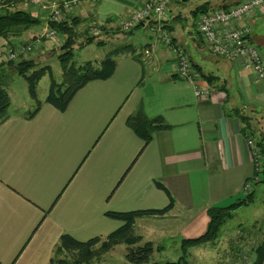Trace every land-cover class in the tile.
<instances>
[{"label": "crops", "instance_id": "crops-1", "mask_svg": "<svg viewBox=\"0 0 264 264\" xmlns=\"http://www.w3.org/2000/svg\"><path fill=\"white\" fill-rule=\"evenodd\" d=\"M187 1L175 2L167 19L173 38L191 54L198 85L209 92L206 98L198 97L195 86L179 77L174 54L160 33L151 30L156 24L152 19L140 26L151 35L117 55L113 75L88 82L65 111L44 102L33 117L14 113L0 123V264H52L64 235L88 241L104 239L120 228L123 222L109 212L167 207L170 197L157 182L168 189L175 205L164 215L138 218L135 229L178 238L181 245L182 239L206 232L211 207L229 206L249 192L254 200L261 179L254 181L256 166L247 133L256 132L264 146V81L238 61L211 51L197 32L199 16L187 26ZM144 2L81 0L68 17L80 21V36L86 37L94 22L104 27L105 43L114 42L122 36V20ZM17 5L38 17L45 11L22 0ZM5 8L0 0V12ZM41 24L40 30L32 27L11 41L0 37V61L8 60L11 47L46 31L47 20ZM244 24L252 27L251 39L264 52V12ZM63 42V36L45 39L38 59L49 60ZM237 109L250 118L247 132L248 123L236 115ZM140 110L150 118L162 117L170 126L156 131L149 144L127 124ZM263 212L257 222L264 220ZM146 241L156 246V240ZM219 244L191 248L205 253Z\"/></svg>", "mask_w": 264, "mask_h": 264}, {"label": "trees", "instance_id": "trees-1", "mask_svg": "<svg viewBox=\"0 0 264 264\" xmlns=\"http://www.w3.org/2000/svg\"><path fill=\"white\" fill-rule=\"evenodd\" d=\"M3 1L6 2L7 8H5L4 12H0V37L7 38L9 41H11V37L20 36L36 24L41 23L40 17L35 16L29 10L19 8L15 10L12 9L11 4H17L19 0ZM242 1L243 0L222 4L214 8L208 7V2H205L192 10V13L193 16L198 17L201 13L206 12L207 10L222 7L228 9ZM79 22L80 21L78 18L74 17L69 19L67 16L61 22H49L48 24L51 28L56 29L64 38V42L61 47H56V49H60V52L56 53L58 54V58L62 62L64 68L65 78L62 83H58L54 79L50 65L47 64L40 66V62L33 58H27L21 55L19 57L20 59H8L0 61V123L11 115V113H9L11 97L6 86L14 73H18L19 75H22L26 78L30 96L35 102L34 110L26 113L27 117L29 118L37 114L44 102L53 104L60 111H65L74 98L75 94L88 82L95 79H107L113 75L117 66L116 56L124 52L127 48L131 47V45L121 46L113 49L112 52H110L100 62L99 65H96L91 60L78 65L76 61H74V45L77 42L76 38L79 35V32L77 31ZM170 22L171 21L168 19L165 20L163 22V27L171 33L173 31V26L170 24ZM86 35V43L95 42L97 39L94 36L88 34ZM173 39L176 42V39ZM96 41L98 44L105 43L103 40ZM48 72H50L52 81L49 92L43 101L39 98L38 84ZM207 78L209 81L213 80L210 75H208ZM236 113V115H238V117L244 123H248L244 128V131L247 132L250 127L249 116L242 113L240 109H237ZM127 124L137 133V135H139V137L145 141L146 144L151 142L156 131L170 127L168 124H166L162 117L158 116L150 118L141 110L132 114L128 118ZM247 134L257 139V143L264 155L262 139L260 137L258 138V136L256 137V132L248 131ZM260 182H264V172L263 179ZM157 184L159 187L167 191L170 197V204L167 207L156 210L109 212L107 215L123 222V225L120 228L107 235L104 239L101 237H95L88 241H79L70 235H64L55 250V256L53 257L52 264H92L96 258L100 257L101 251H108L119 244H127L129 246L126 253V258L130 263H151V258L155 249L160 250L163 247L155 246L153 241H146L142 244H139L143 240V237L135 233V223L140 217L164 215L175 205V198L170 194L168 189L160 182H157ZM252 201L253 192H249L246 197L230 204L229 206L211 207L208 210L210 221L208 223L206 232L196 238L182 239V253L177 260L166 261L165 263L154 261L151 264H192L189 259L191 255L190 248L206 243L217 242L218 238L221 236L224 225L234 217V212L239 207L249 205ZM258 223H261V221H258L254 225H257ZM99 243L100 246L96 248ZM256 253L257 259L254 264H264V241L256 247Z\"/></svg>", "mask_w": 264, "mask_h": 264}, {"label": "rangeland", "instance_id": "rangeland-1", "mask_svg": "<svg viewBox=\"0 0 264 264\" xmlns=\"http://www.w3.org/2000/svg\"><path fill=\"white\" fill-rule=\"evenodd\" d=\"M43 1L47 2L46 0ZM238 1L240 0H188L184 4L183 9L189 21L187 26L191 25L190 22L194 20L192 10H194L197 6L205 2H208V7L214 8L222 4H228L231 2ZM17 8H19L18 5L12 7V9L14 10ZM43 10L45 11H41L40 14L41 23H44L49 15L48 10ZM41 23L36 24L33 27L37 30H40L43 26V24ZM118 33L122 34V36L118 40H114V42H107L104 44H98L96 40H101L102 36L105 33L102 36L97 37L95 42L92 43H86V37L83 35L80 36V34L79 37L82 38V42L77 38L78 42L76 45H74V61H76V63L80 65L91 59V61L93 60L96 65H99L97 61H101V59H104L110 52H112L113 49L130 44L140 46V43L143 42V39L146 38L147 35H151V33H149L146 29L142 27H139L138 30H134V33H125L121 30H119ZM140 33H143L145 35H140ZM102 40L104 41L105 39ZM41 46H37V48L34 49L31 54H26L27 58H33L35 60H38L40 62V66L47 64L50 65L54 79L58 83H62L65 78V74L62 62L58 58V54L54 51L51 52V57L49 58V60H47L46 57L38 59L37 52L39 51ZM131 49L132 46L127 48L126 50L130 51ZM167 50L171 53V50ZM51 81L52 77L50 75V72H48L39 82L38 93L40 99H44L48 94ZM8 82L9 83L7 84L6 88L11 97V106L9 108V113H28L34 110L35 102L30 96L28 90V82L26 78L22 75H19L18 73H14ZM254 195L255 197L251 204L239 207L234 212V217L224 225L221 232V236L217 240L221 241V244H219L220 246L217 247L216 250L212 249V247L209 246L205 250V254L200 251H197V249H195L194 251V249L190 248L191 255L189 259L192 264L255 263L257 259L256 247L264 241V221H261V223L254 225L257 223L259 214L261 215V212L264 210V206L262 204V199L264 198V182L259 183L257 185ZM239 229H241L242 233L241 231H239L240 233L238 234L237 232ZM135 233L144 235V240L140 242V244H142L145 240H156V246L163 247L160 250L155 249L151 258V263L154 261H159L162 263H165L166 261H175L180 257L182 253L181 241L178 242V238H173L171 236H149L146 232H143V230L138 227H136ZM235 233L237 234L234 237H230L232 234L234 235ZM99 246L100 243L96 246V248H98ZM128 248L129 246L127 244H119L115 246L114 249L111 248L108 251H101L100 257L96 258L92 262V264H136L130 263L127 260L126 253ZM202 254H204L206 257H202Z\"/></svg>", "mask_w": 264, "mask_h": 264}, {"label": "built area", "instance_id": "built-area-1", "mask_svg": "<svg viewBox=\"0 0 264 264\" xmlns=\"http://www.w3.org/2000/svg\"><path fill=\"white\" fill-rule=\"evenodd\" d=\"M25 4L33 3L49 11L47 22H61L78 7L81 0H62L60 2H44L43 0H22ZM182 0H145L144 4L134 10L130 16L122 20L121 31L129 32L141 25H148L152 19L156 24L151 27L153 32L160 33L162 43L171 50L175 56L176 72L195 86L198 97L206 98L207 89L198 85V75L190 52L177 41L171 33L163 27L167 20L171 6ZM12 3L11 7H15ZM257 12H264V0H243L230 8H217L207 10L199 15L196 28L202 40L217 55L235 60L243 68L251 70L258 80L264 81V52L251 39L252 27L244 24ZM47 24V29L42 34L34 37L27 44H21L9 49V60L19 59L21 55L32 53L37 46H41L45 39L59 40L61 34ZM105 33L101 24L89 23L88 34L100 37ZM253 160L256 166L254 181L262 180L264 171V155L256 139L247 136ZM251 182L245 189L251 190Z\"/></svg>", "mask_w": 264, "mask_h": 264}]
</instances>
